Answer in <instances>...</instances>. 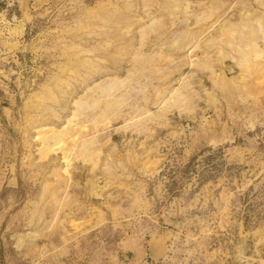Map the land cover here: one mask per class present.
I'll use <instances>...</instances> for the list:
<instances>
[{
    "label": "rangeland",
    "instance_id": "obj_1",
    "mask_svg": "<svg viewBox=\"0 0 264 264\" xmlns=\"http://www.w3.org/2000/svg\"><path fill=\"white\" fill-rule=\"evenodd\" d=\"M235 257L264 264V0H0V264Z\"/></svg>",
    "mask_w": 264,
    "mask_h": 264
},
{
    "label": "water",
    "instance_id": "obj_2",
    "mask_svg": "<svg viewBox=\"0 0 264 264\" xmlns=\"http://www.w3.org/2000/svg\"><path fill=\"white\" fill-rule=\"evenodd\" d=\"M247 241H248V245H246L242 249V255H243V257H249L252 254L251 246H253V243H252V236L251 235H248ZM240 262H241L240 259H238L237 257H235L233 259V261H232V264H240Z\"/></svg>",
    "mask_w": 264,
    "mask_h": 264
},
{
    "label": "bare ground",
    "instance_id": "obj_3",
    "mask_svg": "<svg viewBox=\"0 0 264 264\" xmlns=\"http://www.w3.org/2000/svg\"><path fill=\"white\" fill-rule=\"evenodd\" d=\"M223 79H225V78H223Z\"/></svg>",
    "mask_w": 264,
    "mask_h": 264
}]
</instances>
